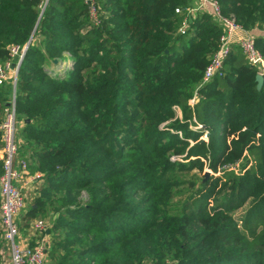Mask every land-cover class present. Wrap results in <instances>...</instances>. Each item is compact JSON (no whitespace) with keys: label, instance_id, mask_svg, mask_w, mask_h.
<instances>
[{"label":"trees","instance_id":"1","mask_svg":"<svg viewBox=\"0 0 264 264\" xmlns=\"http://www.w3.org/2000/svg\"><path fill=\"white\" fill-rule=\"evenodd\" d=\"M219 2L244 28L264 29V0ZM40 3L0 0V60L27 43L15 84L17 155L43 183L18 224L51 223L45 264H264V197L247 203L264 174V79L257 88L235 43L203 82L221 32L210 11L189 12L191 0H96L95 22L84 0ZM254 40L264 54V34ZM12 89L0 85V122ZM174 105L176 132L159 126ZM206 131L211 141L239 131L240 140L231 150L209 145L203 156L219 173L197 182L203 162L190 156ZM2 146L0 129V175ZM244 150L251 163L239 173L228 163ZM75 188L87 191L85 207L73 202ZM129 188L146 194L135 202ZM3 249L0 224V264Z\"/></svg>","mask_w":264,"mask_h":264},{"label":"built area","instance_id":"2","mask_svg":"<svg viewBox=\"0 0 264 264\" xmlns=\"http://www.w3.org/2000/svg\"><path fill=\"white\" fill-rule=\"evenodd\" d=\"M47 0H41L44 7ZM89 8L91 18L96 22V0H84ZM196 9L208 10L213 20L221 27L218 45L205 66L203 82L210 80L221 73L223 60L228 56L233 44H238L246 60L256 68L258 73H264V54L257 48L254 34L244 28L232 12L225 13L219 0H196ZM179 8H176L178 11ZM193 10L189 8V12ZM184 19L182 28L186 25ZM27 43H12L9 45L8 57L0 60V85L11 83L13 95L9 101L0 129L2 131L3 146V173L0 175V224L2 227L3 242L8 245L10 264H45L50 245V222L46 218L36 217L30 221L28 237L21 234L18 224V213L26 205L24 190L43 178L40 170L30 171L23 158L16 160L18 149L17 118L15 113V84L20 61L25 52ZM193 101V100H192ZM190 100V103H192ZM32 238V242L30 239Z\"/></svg>","mask_w":264,"mask_h":264},{"label":"rangeland","instance_id":"3","mask_svg":"<svg viewBox=\"0 0 264 264\" xmlns=\"http://www.w3.org/2000/svg\"><path fill=\"white\" fill-rule=\"evenodd\" d=\"M64 54H65V56H68L69 55V53L67 51H65ZM62 59L63 60L61 61V63L62 62H66L68 60L67 57L66 58L63 57ZM48 62L50 63L49 60H48ZM50 64H52V63H50ZM14 93H15V91H14ZM8 95H9V101H10L11 98H12V95H13V89H12V92L9 93ZM196 95H197V92H195V94L193 95V97L190 100L192 101L195 98ZM172 108L174 110L173 115L169 119H165V120L161 121L159 123V126H161V128H164L165 127L169 131L176 132V130L173 129L169 125V122L170 121H173V120H176V119H182V111H181L180 107H178L177 105L172 106ZM213 122H214L213 121V117H210L209 124H215V126H217V124H221L218 121H216L214 123ZM189 125L191 126V129H193V130H196L195 128H197L199 126V125H193L191 123H189ZM17 126H18V122H17ZM226 127H227V125L225 124V128ZM244 129H245V127H243L241 130H244ZM238 132L239 131H236V132L230 134L227 138H225L224 136L222 137V135H221V137H219L216 133H214V135H212V136H215V139L216 140H212V141L209 139V137H208L209 136V132H207V131L206 132H203L199 136V138L197 140H204L205 141V144H204V146H202L200 148L199 153L198 154H192L190 156V159H194L198 155V157L200 158V160L203 162V165L201 166V168L199 167V169L198 168H195L193 170V173L191 174L192 179H194L197 182H200V181L204 180L202 178H204L206 176V174H207L206 178H208V177L210 178L211 176H213V175L215 176L217 173H219V172H214L211 169V167H209L208 158L206 156L204 157L203 154L207 150L208 146L211 145V144H213V146L217 147V149H219V150L220 149H223L225 146L228 147V150H231L232 147L236 146V144H235L236 142H233L232 139H235L237 141L240 140L237 137ZM179 134H181V133L178 132V135ZM16 135H17V133H16ZM256 136H258V134ZM194 142H193L192 139H190V142L189 143L192 144ZM172 157H173V159L182 160V159H185L186 158V154L185 153H183V154L175 153V154H173ZM17 159H19V157L16 154V160ZM250 163H251V159L249 158V154H248L247 150H244L243 153H242V155H241V157L238 158L237 160L233 161V162L231 161V163L229 162L228 163L229 164L228 166H232L235 169L236 172L242 173L245 170V168H247L250 165ZM196 167H198V166H196ZM258 179L259 180L256 182L255 188L253 190L252 189H249L248 192H247V194L249 196V198L247 199V203L252 202L254 199H256L258 197L259 198L260 197H264V174H261L260 176H258ZM223 182H225V181L220 180L219 185L217 186V188L223 187ZM42 183H43V181L40 180V181L34 183L32 186H30V187H28V188H26L24 190V193L26 194V205L20 209V211L18 213V217H17V220L18 221L19 220L21 221L22 214L24 213L25 209L28 206H30L31 204H33V205L35 204L34 203V200H35V197L38 194V191H39L38 189L40 188V186L42 185ZM129 190L133 191V195L135 196V198H134V201L135 202L138 201L140 198H142L146 194V192L142 191L139 188H137L135 190H133L132 188H129ZM72 195L74 196V199H75L73 201L74 203H76V204H78L80 206H84V207L88 204L89 195H88L87 191L84 188L79 189V190L76 189V188L73 189ZM242 199L243 198H241L239 201H236V202L237 203L244 202ZM247 203L245 205H247ZM143 205H144V203H143ZM245 205H240L236 209L237 211L235 212V214H238L240 211H242L245 208ZM142 210H144V209H142ZM142 210L141 209H137L136 210V212H137L136 214H137V217L138 218H145L147 216L145 213L142 212ZM79 220H80V222H82V224H84L86 226H89V223L87 221L82 220V219H79ZM29 224H30V222L28 223V225H26L25 229H23L24 228L23 227L22 230H21L25 234H28L29 233L28 232V230H29ZM50 226H52L51 223H50ZM80 235H81V233H80ZM85 235L86 234L81 235L82 243L83 244H86V240H87L85 238ZM95 235H97V233H92L91 238L93 236H95ZM51 239H52V237L50 235V242H51ZM193 242H195V240ZM49 247H50V245H49ZM47 261H48V259H47Z\"/></svg>","mask_w":264,"mask_h":264},{"label":"crops","instance_id":"4","mask_svg":"<svg viewBox=\"0 0 264 264\" xmlns=\"http://www.w3.org/2000/svg\"><path fill=\"white\" fill-rule=\"evenodd\" d=\"M191 7L193 8V10H191V12L193 14H195V12L198 10V9H196L198 7V2L196 0H191ZM250 31L252 33H255V34L256 33L264 34V29L260 30V29H257V28H253ZM20 232H21V234L23 236L28 237V234H25L21 230H20ZM30 242H32V238L30 239ZM3 246H4V249H3V264H10V254H9L8 245L5 242H3Z\"/></svg>","mask_w":264,"mask_h":264},{"label":"water","instance_id":"5","mask_svg":"<svg viewBox=\"0 0 264 264\" xmlns=\"http://www.w3.org/2000/svg\"><path fill=\"white\" fill-rule=\"evenodd\" d=\"M53 61L55 62L56 59L54 58ZM264 75L262 73H256L255 74V80H256V86L257 88H261L262 83H263ZM207 176V174H206ZM206 176L204 178H206Z\"/></svg>","mask_w":264,"mask_h":264}]
</instances>
